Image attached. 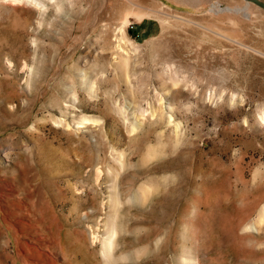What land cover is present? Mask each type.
I'll use <instances>...</instances> for the list:
<instances>
[{
	"label": "rangeland",
	"instance_id": "1",
	"mask_svg": "<svg viewBox=\"0 0 264 264\" xmlns=\"http://www.w3.org/2000/svg\"><path fill=\"white\" fill-rule=\"evenodd\" d=\"M0 264H264V9L0 0Z\"/></svg>",
	"mask_w": 264,
	"mask_h": 264
},
{
	"label": "bare ground",
	"instance_id": "2",
	"mask_svg": "<svg viewBox=\"0 0 264 264\" xmlns=\"http://www.w3.org/2000/svg\"><path fill=\"white\" fill-rule=\"evenodd\" d=\"M213 6L214 7L212 9L213 10H217L218 12L219 11H223V10H233V11H236V12H238V11H244V14L246 16L249 15L248 7L250 6V4H247V5L241 6V7H235V8H232V7H226V8H224V7H222L221 3L217 2V3H214Z\"/></svg>",
	"mask_w": 264,
	"mask_h": 264
},
{
	"label": "water",
	"instance_id": "3",
	"mask_svg": "<svg viewBox=\"0 0 264 264\" xmlns=\"http://www.w3.org/2000/svg\"><path fill=\"white\" fill-rule=\"evenodd\" d=\"M246 1H247V3H254L257 6L264 9V0H246Z\"/></svg>",
	"mask_w": 264,
	"mask_h": 264
}]
</instances>
